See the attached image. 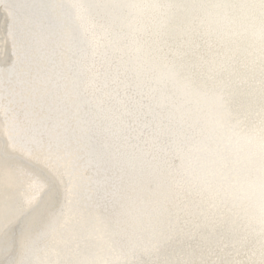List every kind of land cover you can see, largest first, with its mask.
Segmentation results:
<instances>
[{
    "label": "snow or ice",
    "instance_id": "obj_1",
    "mask_svg": "<svg viewBox=\"0 0 264 264\" xmlns=\"http://www.w3.org/2000/svg\"><path fill=\"white\" fill-rule=\"evenodd\" d=\"M0 5V264H264V0Z\"/></svg>",
    "mask_w": 264,
    "mask_h": 264
},
{
    "label": "bare ground",
    "instance_id": "obj_2",
    "mask_svg": "<svg viewBox=\"0 0 264 264\" xmlns=\"http://www.w3.org/2000/svg\"><path fill=\"white\" fill-rule=\"evenodd\" d=\"M15 3H19V4H37L40 3L42 4L44 1H48V0H11ZM35 12V14L40 15L42 14L43 11H39L38 10H33ZM97 18L102 17L103 15H96ZM85 26H89V22L85 21L84 22ZM7 30H8V22L6 19V14L3 11L2 5H0V68L5 67L7 65H10L12 60L11 59V42L5 44L4 41L7 38ZM104 43H107V40H104ZM99 51L103 52V48H101ZM109 55L110 56H117L118 57V53H114L112 52V50H109ZM95 59L97 61L100 60L99 56H96ZM93 60V56L91 54L88 55L87 61L88 64L91 65ZM207 105L204 101H193V108H200V109H206ZM0 131H2V126H0ZM7 140L6 136L0 135V144L5 143ZM165 148L167 147L166 145L164 146ZM202 157L205 156L206 154H200ZM156 158L153 161H162L164 163H170V166L172 165H180V160L174 158L168 151H157L155 153ZM33 166L36 167L37 169L40 170H45L44 169V165L42 162L39 161H33L32 162ZM46 171V170H45ZM147 179V178H146ZM0 182H2V177H0ZM0 192H2V188H0ZM16 228H18V232H19V225L15 226ZM14 228V230L16 229ZM193 243H195V241H193ZM135 259H139V260H148L149 256L147 254H139L135 257Z\"/></svg>",
    "mask_w": 264,
    "mask_h": 264
},
{
    "label": "water",
    "instance_id": "obj_3",
    "mask_svg": "<svg viewBox=\"0 0 264 264\" xmlns=\"http://www.w3.org/2000/svg\"><path fill=\"white\" fill-rule=\"evenodd\" d=\"M11 2H13V1H11ZM48 2H49V0L44 1L43 3H48ZM57 2H59V0H57ZM64 2L67 3V2H69V0H64ZM84 2H86V3H107V2H113V0H84ZM13 3H15V2H13ZM37 4H40V3H37ZM39 11H43V10H38V12ZM94 14L95 15H104V10H102V9L95 10ZM11 48H12V45H11ZM11 59H13V60L15 59L14 54H13V49H11ZM152 165L154 168L158 167L162 171L168 170L171 168L170 163H164L162 161H152ZM38 170H40V169H38ZM15 226L16 225L13 226L12 231H13V233H18V228H16ZM14 228H16V229L14 230Z\"/></svg>",
    "mask_w": 264,
    "mask_h": 264
}]
</instances>
